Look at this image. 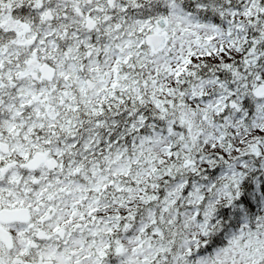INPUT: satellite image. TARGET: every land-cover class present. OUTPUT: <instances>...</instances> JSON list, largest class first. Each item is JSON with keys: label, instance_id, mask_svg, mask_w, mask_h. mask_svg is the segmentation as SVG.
<instances>
[{"label": "snow or ice", "instance_id": "snow-or-ice-1", "mask_svg": "<svg viewBox=\"0 0 264 264\" xmlns=\"http://www.w3.org/2000/svg\"><path fill=\"white\" fill-rule=\"evenodd\" d=\"M0 264H264V0H0Z\"/></svg>", "mask_w": 264, "mask_h": 264}]
</instances>
